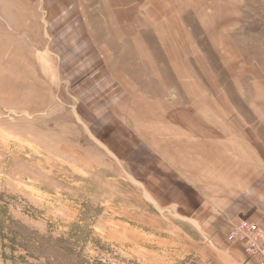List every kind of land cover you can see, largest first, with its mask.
Masks as SVG:
<instances>
[{"label":"rangeland","instance_id":"374dc122","mask_svg":"<svg viewBox=\"0 0 264 264\" xmlns=\"http://www.w3.org/2000/svg\"><path fill=\"white\" fill-rule=\"evenodd\" d=\"M100 1L0 0V264H241L219 152L264 140V0Z\"/></svg>","mask_w":264,"mask_h":264},{"label":"crops","instance_id":"0c3cea01","mask_svg":"<svg viewBox=\"0 0 264 264\" xmlns=\"http://www.w3.org/2000/svg\"><path fill=\"white\" fill-rule=\"evenodd\" d=\"M147 2L148 0L100 1L109 8L111 13L117 15L112 21L131 20V14H128V11L131 12L136 5L146 4ZM124 12L125 17H118ZM219 37L222 38L223 34L220 33ZM236 140L239 141V139ZM235 142H230L228 147H220L224 152H219V156L223 154L228 156L225 162H227V159L231 161V164L225 163V171L220 172V180L229 182L228 187L232 185L230 182L233 183L231 187H234L233 196L235 197L234 204L229 208L227 206L225 208V213L228 214H226L224 220L228 225L224 235V244H227L226 247L235 250L237 256L240 255L239 259L235 256L238 263L257 264L255 259L246 261L241 242H230L228 235L235 225L241 221L255 224L264 233V140H259V137H257V140ZM221 170L223 171V168Z\"/></svg>","mask_w":264,"mask_h":264},{"label":"built area","instance_id":"2783aa9c","mask_svg":"<svg viewBox=\"0 0 264 264\" xmlns=\"http://www.w3.org/2000/svg\"><path fill=\"white\" fill-rule=\"evenodd\" d=\"M230 242H241L248 259H255L257 264H264V233L255 224L241 221L228 235Z\"/></svg>","mask_w":264,"mask_h":264}]
</instances>
